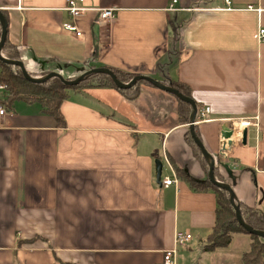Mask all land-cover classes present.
<instances>
[{
	"label": "crops",
	"instance_id": "crops-1",
	"mask_svg": "<svg viewBox=\"0 0 264 264\" xmlns=\"http://www.w3.org/2000/svg\"><path fill=\"white\" fill-rule=\"evenodd\" d=\"M67 2L0 0L25 68L73 79L81 68L108 67L186 86L198 111L211 109L195 127L220 160L225 183L238 202L264 214V0H85L118 12L106 26L96 12L80 17L81 39L62 29L71 21L62 11ZM173 96L147 86L133 101L112 88L70 92L62 129L39 104L18 101L7 110L0 91L7 112L0 126V264H160L176 248V233L192 238L176 248L175 264H244L247 234L227 248L203 250L217 198L177 176L176 167L200 183L208 179ZM238 119L254 124L224 160L222 133ZM36 236L48 242L18 246Z\"/></svg>",
	"mask_w": 264,
	"mask_h": 264
},
{
	"label": "trees",
	"instance_id": "trees-1",
	"mask_svg": "<svg viewBox=\"0 0 264 264\" xmlns=\"http://www.w3.org/2000/svg\"><path fill=\"white\" fill-rule=\"evenodd\" d=\"M2 13L7 18L5 11ZM2 35V25L0 22V39ZM2 55L8 60L21 61L19 48L15 45L9 37L6 40L5 46L2 50ZM49 62H55L51 60ZM97 67H90L95 69ZM110 69L117 77V79L124 83H130L138 75L126 73L118 69L101 67ZM49 74V73H48ZM32 77H43L45 74ZM47 75V74H46ZM76 79V78H74ZM67 79V80H74ZM4 86L6 90V101L3 103L7 110H12L14 104L18 101H25L29 103L39 104L44 114L51 116L57 123L58 128L65 129L66 121L62 113V105L67 100L70 92H80L92 88H112L119 92L126 100L133 101L141 94L142 86L155 88L147 81H139L134 87L126 90H121L115 86L112 79L104 74H97L90 76L87 80L82 81L77 86H67L58 78H52L44 83H32L27 81L22 73V70L17 66L7 65L0 60V85ZM167 84V83H164ZM168 85V84H167ZM174 89L178 90L185 97L191 98L190 93L186 86L179 83L170 84ZM192 106L179 100L178 107V121L180 124L189 125L190 117L192 114ZM195 134L198 138L199 132L195 127ZM187 144L192 149L194 158L202 165L206 176L208 177L205 183H200L193 179L190 175L185 174L184 170L176 167L177 176L190 182L195 188L199 190H212L217 198L216 220L212 232L206 238L203 246L205 252H215L218 249L229 247L236 234H247L252 238L250 250L243 255L244 264H264V239L255 235L249 234L237 221L234 207L230 202V196L227 191L218 188L210 180L208 176L209 165L207 160L203 157L200 148L195 144L190 131L186 134ZM175 166V165H174ZM220 160L215 161V178L225 183L226 181L220 174ZM242 217L246 224L251 226L254 230L264 231V214L257 209L246 206L238 202ZM37 241L48 242L47 239L36 236L32 239L22 240L18 242V246L23 244H31Z\"/></svg>",
	"mask_w": 264,
	"mask_h": 264
},
{
	"label": "water",
	"instance_id": "water-1",
	"mask_svg": "<svg viewBox=\"0 0 264 264\" xmlns=\"http://www.w3.org/2000/svg\"><path fill=\"white\" fill-rule=\"evenodd\" d=\"M0 22L2 25V35H1V39H0V60L7 65L19 67L22 70L23 76L27 81L39 84V83L47 82L48 80H50L52 78H58L67 86H77L82 81L87 80L90 76L97 75V74H104V75L109 76L112 79L115 86L121 90L130 89V88L134 87L139 81L144 80V81L151 83L155 88H157L161 91H165L171 95H174L179 100L190 104L192 106L193 110H192V114L190 117L189 130H190L191 136H192L195 144L200 148L203 157L208 162L209 180L218 188L223 189V190L228 192V194L230 196V202H231L232 206L234 207L238 223L249 234L255 235L259 238L264 239V231L254 230L251 226L246 224V222L244 221L242 214H241V211H240V208H239V203L236 199V195H235L232 187L226 183L219 182L215 178V175H214L215 158L208 152V150L204 147L202 141L195 134V126H196V119H197V114H198V107L192 99L185 97L183 94H181L178 90L174 89L172 86L165 85L159 81L154 80L153 78L146 77V76H137L130 83L124 84L117 79L116 75L110 69H107V68H95V69H90V70H86L85 68H81V69H79V71L82 74L74 80H67V79L63 78L57 72H51V73H49L43 77L34 78L28 73V71L25 68L22 61L8 60L2 55V50L5 46L6 40L8 38L9 22H8L7 18L5 17V15L2 13L1 9H0ZM41 64L44 66V63H41ZM65 66L68 67V65H65ZM59 69L61 70L62 66H59ZM233 134H234L233 129L228 128V127H226V129L222 133L220 156L222 158H224V160H228L230 158V153H231L232 148L235 144L234 140L232 139ZM246 139H247V131H244V133H243V143L244 144L246 143ZM156 165H157V183L159 185H161L163 164L161 161H157Z\"/></svg>",
	"mask_w": 264,
	"mask_h": 264
},
{
	"label": "built area",
	"instance_id": "built-area-1",
	"mask_svg": "<svg viewBox=\"0 0 264 264\" xmlns=\"http://www.w3.org/2000/svg\"><path fill=\"white\" fill-rule=\"evenodd\" d=\"M174 4L170 7V11H173ZM226 4L231 5L230 0H226ZM63 12L67 13L71 17L70 22H65L62 24V29L68 33L73 34L76 38H83L84 31L77 23V20L80 17L85 16L89 12L98 13L97 24L100 26H106L116 19V13L118 9L115 7H102L99 9H92L86 6L85 0H68L66 6L62 9ZM261 40L264 41V30L260 31ZM0 89L4 90V86L0 85ZM6 109L0 106V126L4 117L6 116ZM211 114V109L206 107L198 111L196 124L205 122L209 119V115ZM233 124V140L234 142H241L243 140V133L246 128L250 127L254 122L251 119H238L232 120ZM163 183L166 185L172 184V180L170 178H164ZM191 235L176 233L175 235V246L176 248L184 247L191 240ZM176 248L173 250H168L164 254V260L160 264H175V255Z\"/></svg>",
	"mask_w": 264,
	"mask_h": 264
},
{
	"label": "rangeland",
	"instance_id": "rangeland-1",
	"mask_svg": "<svg viewBox=\"0 0 264 264\" xmlns=\"http://www.w3.org/2000/svg\"><path fill=\"white\" fill-rule=\"evenodd\" d=\"M28 71V73L29 74H32V75H35V76H39V75H41L42 74V72L41 73H38V72H30L29 70H27ZM63 77V76H62ZM38 78V77H37ZM64 78V77H63ZM65 79H68V78H66L65 77ZM74 79V78H73ZM2 85V84H1ZM0 91H3V92H5L6 90H1L0 89ZM6 93V92H5ZM174 98H177L176 96H173ZM178 114V113H177Z\"/></svg>",
	"mask_w": 264,
	"mask_h": 264
}]
</instances>
